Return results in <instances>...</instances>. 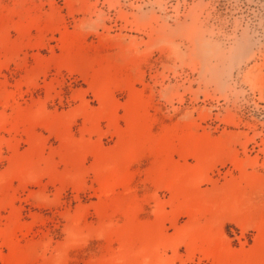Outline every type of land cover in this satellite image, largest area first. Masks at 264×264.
Here are the masks:
<instances>
[{"label":"rangeland","instance_id":"374dc122","mask_svg":"<svg viewBox=\"0 0 264 264\" xmlns=\"http://www.w3.org/2000/svg\"><path fill=\"white\" fill-rule=\"evenodd\" d=\"M0 264H264V0H0Z\"/></svg>","mask_w":264,"mask_h":264}]
</instances>
